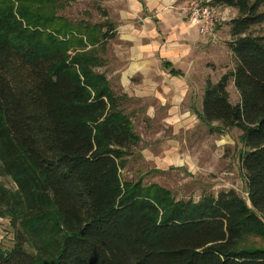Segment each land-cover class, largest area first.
<instances>
[{"label":"trees","instance_id":"trees-1","mask_svg":"<svg viewBox=\"0 0 264 264\" xmlns=\"http://www.w3.org/2000/svg\"><path fill=\"white\" fill-rule=\"evenodd\" d=\"M66 1L0 0V173L16 185H0L14 230L0 264H264V247H240L264 239V35L252 33L264 0H216L239 11L236 66L207 81L199 114L242 131L248 200L230 189L199 201L122 180L141 136L96 71L117 29L56 15Z\"/></svg>","mask_w":264,"mask_h":264},{"label":"rangeland","instance_id":"rangeland-1","mask_svg":"<svg viewBox=\"0 0 264 264\" xmlns=\"http://www.w3.org/2000/svg\"><path fill=\"white\" fill-rule=\"evenodd\" d=\"M132 1L68 0L56 12L71 21L109 20L117 29L107 50L100 52L104 63L96 71L105 74L112 89L122 97L121 107L130 114L141 136L139 144L129 150L126 167L121 170L122 180L141 182L144 187L161 185L177 200L199 201L205 195L217 196L230 189L248 200L241 164L248 149L241 141L242 131L224 129L218 122L208 124L199 117L207 81L217 82L236 66L228 43L232 40L230 22L238 17V9L216 0H168L166 6L135 9L130 5ZM195 3L216 9L213 33H200L199 24L192 21L189 9ZM169 16H173L170 22L176 17L183 26L197 24L192 34L200 36L199 40L194 41L193 36L182 38L183 43L188 40L186 53H164V47L179 48L178 40L167 41L175 34L174 25L160 28V19L165 23L163 19ZM144 33L148 38L142 37ZM252 33L264 35V23L254 26ZM164 61H172L178 74L164 67ZM140 67L145 70H137ZM228 92L232 103L241 101L233 79L228 83ZM0 185L16 188L13 180L1 173ZM0 221L3 229H9L1 242L11 246L14 230L10 219L0 217ZM240 247H264V239L252 236Z\"/></svg>","mask_w":264,"mask_h":264},{"label":"crops","instance_id":"crops-1","mask_svg":"<svg viewBox=\"0 0 264 264\" xmlns=\"http://www.w3.org/2000/svg\"><path fill=\"white\" fill-rule=\"evenodd\" d=\"M169 3L170 2L168 0H133L132 2H130V5L132 7L134 6L135 9H140L142 7H143V9H145L146 6H150V7H152V6H159V5L166 6ZM172 17L173 16L165 17V19H163L165 23H163V21H161V19H160V24H162L160 28L161 29H163V28L166 29L165 25H167L169 27L172 26V25H174L172 30H175V34L173 36L171 35L169 37V39H167V41H169L171 43V42H173V40H178V43H176V44L179 45V48H175L173 45H170L168 49L164 47V53L165 54H171V55H173L175 53H178V52L179 53H183V52L186 53L188 51V49H187L188 40L184 39V43H183V39L182 38L184 36V38L190 39L191 36H193L194 41L199 40L200 36H198L197 34H192V30H195L196 31L198 29V28L197 29L195 28V26L197 24H194V23L189 24L188 23V24H185L183 26L182 25V21H180L176 17H175L174 20H172L170 22V20H171ZM128 31L130 32L131 30L129 29ZM142 37L148 38L147 34H145V33L142 35ZM141 48L142 47H140L139 49H136L135 52L141 50ZM144 51H146V49ZM167 56H169V55H167ZM137 70H145V69L142 68V67H140V68H137ZM144 74H145V72H144ZM234 104H237V103H234ZM7 231H9V229H6V227H4V229H3V227L0 226V242L2 241V239H6L5 236L7 235ZM13 243H12V245H13ZM11 246H8V247H11Z\"/></svg>","mask_w":264,"mask_h":264},{"label":"built area","instance_id":"built-area-1","mask_svg":"<svg viewBox=\"0 0 264 264\" xmlns=\"http://www.w3.org/2000/svg\"><path fill=\"white\" fill-rule=\"evenodd\" d=\"M191 19L194 23L199 24V30L202 34L213 33L215 27L216 9L208 6H200L198 3L193 4L189 9Z\"/></svg>","mask_w":264,"mask_h":264}]
</instances>
